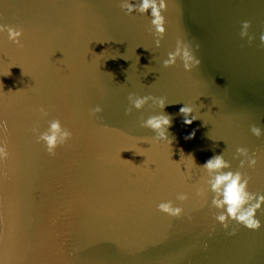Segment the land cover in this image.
Instances as JSON below:
<instances>
[{"label":"water","instance_id":"water-1","mask_svg":"<svg viewBox=\"0 0 264 264\" xmlns=\"http://www.w3.org/2000/svg\"><path fill=\"white\" fill-rule=\"evenodd\" d=\"M164 15L156 48L150 18L125 16L119 0H0V23L23 29L22 46L0 37V72L14 64L0 76L12 152L0 174V254L8 264H264V207L255 231L216 223L210 193L203 206L185 201L180 218L156 209L176 203L201 175L195 167L182 175L186 162H174L181 150L198 165L223 152L237 170L235 148H248L257 165L239 170L250 191L264 193V134L249 130L264 129V0H170ZM244 20L251 43L239 36ZM177 37L199 44L201 63L190 72L179 60L162 65ZM129 93L163 97L165 107L149 102L125 114ZM184 104L198 117L189 125ZM95 105L103 111L91 117ZM160 113L171 118L170 147L140 126ZM53 118L73 136L49 156L30 129L43 131ZM134 148L146 150V164Z\"/></svg>","mask_w":264,"mask_h":264},{"label":"clouds","instance_id":"clouds-1","mask_svg":"<svg viewBox=\"0 0 264 264\" xmlns=\"http://www.w3.org/2000/svg\"><path fill=\"white\" fill-rule=\"evenodd\" d=\"M170 0H119V7L125 16H131L133 13L140 15H147L149 19V32L154 37V45L156 48L160 47V41L166 32V17L164 13L169 7ZM250 21L244 20L241 22L239 36L241 39L247 38L248 42L254 39L249 34ZM6 33V38L13 44L21 45V38L23 36V29L16 25L0 23V37ZM259 43L264 45V32L259 35ZM195 49L199 48V44L193 45L190 42L183 40L180 37L176 38L175 47L167 53V58L162 60L163 67L167 68L173 66L179 60L184 71L190 72L193 68L200 65V59L195 55ZM139 57L137 56V62ZM14 65V64H13ZM10 65L6 72H0V76L10 75ZM2 88V84H0ZM19 91V90H18ZM129 107L125 109V114H128L135 109L137 111L144 108L146 104L151 102L156 108L163 109L166 101L163 97H154L152 95H136L129 93L127 96ZM41 117L47 116V110L41 106L37 109ZM103 111L100 105L91 107L88 111L89 116L95 117L98 113ZM194 107L184 104L179 109V113L183 115V123L185 125L192 124L198 117L193 115ZM171 125V118L163 113L149 115L146 119L140 121V126L151 129L154 133V139L164 142L170 147L172 144V137L168 135V129ZM250 132L253 136L260 137L264 134V129L260 126L252 125ZM35 136L37 143L41 144L44 151L49 156H55L56 149L65 145L72 139L73 133L67 127L63 126L61 120L53 118L47 121V127L40 131L37 127L30 129ZM195 135V130L189 133L185 139H191ZM122 149L121 151L127 150ZM135 153L145 156V149L134 148ZM120 151V152H121ZM119 152V158L120 157ZM12 152L8 141V129L3 120H0V174L7 175L5 166L11 159ZM233 159H238L237 170H232L229 160L224 158V153L214 154L204 161L203 164H196L191 154L185 155L183 151L180 152V160L174 161L179 164L182 160L186 163L183 165L184 170L180 171L182 175L191 177L192 168L195 167L201 173L196 183L191 185L190 191L177 192L175 201L172 199L162 200L156 204V209L173 218H180L186 215L183 204L190 198L196 199L200 206L207 202V194H211L209 207L214 208L217 212L213 218L222 228L228 229L230 222H235L238 225L249 230H257L261 227V222L257 218V212L264 207V193L249 190L250 177L239 169L244 168L245 165L249 168H255L258 162L257 154L246 147L238 146L235 148V155ZM122 160V159H121ZM128 163L131 161L122 160ZM147 158L143 164H146ZM139 167L140 165H136ZM191 220V217H188ZM235 233V229L229 232V235ZM0 264H8L7 255L0 254Z\"/></svg>","mask_w":264,"mask_h":264}]
</instances>
